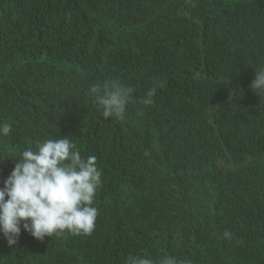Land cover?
Wrapping results in <instances>:
<instances>
[{
    "label": "trees",
    "instance_id": "16d2710c",
    "mask_svg": "<svg viewBox=\"0 0 264 264\" xmlns=\"http://www.w3.org/2000/svg\"><path fill=\"white\" fill-rule=\"evenodd\" d=\"M261 64L264 0H0V187L64 136L103 173L91 235L0 234V264H264ZM113 79L134 89L122 120L87 95Z\"/></svg>",
    "mask_w": 264,
    "mask_h": 264
},
{
    "label": "clouds",
    "instance_id": "9594fccd",
    "mask_svg": "<svg viewBox=\"0 0 264 264\" xmlns=\"http://www.w3.org/2000/svg\"><path fill=\"white\" fill-rule=\"evenodd\" d=\"M255 69L251 89L264 97V64ZM164 81H153L139 103L145 107L154 103ZM134 89L122 85L118 80H104L92 84L87 92L91 103L104 119L125 117ZM138 115H143V109ZM12 132V125L0 121V138ZM11 173L0 187V234L9 246L18 241L21 229L34 238L45 236L91 235L96 226L98 208L93 206L98 188L102 184V170L97 158L86 159L76 144L67 136L45 139L35 148L24 149ZM2 160V159H0ZM236 164L232 161L231 167ZM223 238L230 239L225 231ZM125 264H192L190 260L175 256H162L158 261L148 256H129Z\"/></svg>",
    "mask_w": 264,
    "mask_h": 264
}]
</instances>
